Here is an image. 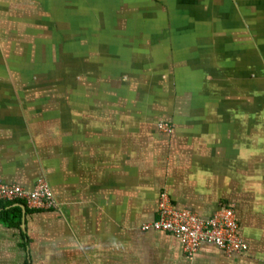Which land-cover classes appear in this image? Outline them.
<instances>
[{"label":"crops","instance_id":"1","mask_svg":"<svg viewBox=\"0 0 264 264\" xmlns=\"http://www.w3.org/2000/svg\"><path fill=\"white\" fill-rule=\"evenodd\" d=\"M40 178L0 264H264V0H0V182ZM163 193L248 250L142 230Z\"/></svg>","mask_w":264,"mask_h":264},{"label":"built area","instance_id":"2","mask_svg":"<svg viewBox=\"0 0 264 264\" xmlns=\"http://www.w3.org/2000/svg\"><path fill=\"white\" fill-rule=\"evenodd\" d=\"M158 129L171 134L173 124L160 121ZM0 200L22 202L34 209H52L58 206L51 185L40 178L32 190L0 182ZM142 230H161L173 234L183 244L185 252L193 256L203 243H213L226 253H244L248 243L239 234V223L232 206H222L210 218H202L190 209L176 208L168 195L163 193L158 203V216L144 222Z\"/></svg>","mask_w":264,"mask_h":264},{"label":"trees","instance_id":"3","mask_svg":"<svg viewBox=\"0 0 264 264\" xmlns=\"http://www.w3.org/2000/svg\"><path fill=\"white\" fill-rule=\"evenodd\" d=\"M1 201V200H0ZM2 202V207H3V210L9 206L8 210L5 209L4 211V214L7 215V213L9 212H12V213H17L19 216L22 214V207L21 205H24L26 206L24 203H21V202H12V201H1ZM27 207V206H26Z\"/></svg>","mask_w":264,"mask_h":264},{"label":"bare ground","instance_id":"4","mask_svg":"<svg viewBox=\"0 0 264 264\" xmlns=\"http://www.w3.org/2000/svg\"><path fill=\"white\" fill-rule=\"evenodd\" d=\"M14 203V202H13ZM22 203V202H21Z\"/></svg>","mask_w":264,"mask_h":264},{"label":"rangeland","instance_id":"5","mask_svg":"<svg viewBox=\"0 0 264 264\" xmlns=\"http://www.w3.org/2000/svg\"><path fill=\"white\" fill-rule=\"evenodd\" d=\"M157 13V12H156Z\"/></svg>","mask_w":264,"mask_h":264},{"label":"water","instance_id":"6","mask_svg":"<svg viewBox=\"0 0 264 264\" xmlns=\"http://www.w3.org/2000/svg\"><path fill=\"white\" fill-rule=\"evenodd\" d=\"M24 208V207H23Z\"/></svg>","mask_w":264,"mask_h":264}]
</instances>
